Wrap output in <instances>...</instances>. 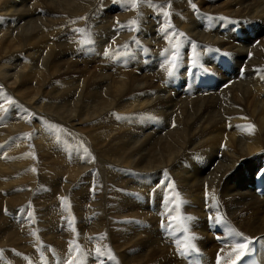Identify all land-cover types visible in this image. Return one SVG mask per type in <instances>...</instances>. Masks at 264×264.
<instances>
[{"label":"bare ground","instance_id":"obj_1","mask_svg":"<svg viewBox=\"0 0 264 264\" xmlns=\"http://www.w3.org/2000/svg\"><path fill=\"white\" fill-rule=\"evenodd\" d=\"M97 1L0 5V32L11 31L13 43L0 47L1 61L15 70L7 75L0 66V152L12 141L20 147L15 162L0 157V264H64L70 242L80 246L82 264H113L97 248L110 249L119 264H235L223 243L229 229L252 242L264 234V0H192L195 11L189 0H151L171 7L145 5L108 21L95 12ZM138 16V30H127ZM169 24L185 34L173 77L167 61L181 38L166 35ZM43 37L47 51L32 53L29 41ZM56 55L74 63V83L47 103L39 93ZM47 122L57 127L42 130ZM83 122L105 128L98 149L76 128ZM42 133L52 134L58 153H71L47 184L37 174ZM45 198L57 215L36 223L23 214ZM177 203L179 213L171 211ZM73 210L69 221L58 215ZM181 214L192 218L188 230L174 221L169 228L168 217ZM193 236L196 251L180 255Z\"/></svg>","mask_w":264,"mask_h":264},{"label":"rangeland","instance_id":"obj_2","mask_svg":"<svg viewBox=\"0 0 264 264\" xmlns=\"http://www.w3.org/2000/svg\"><path fill=\"white\" fill-rule=\"evenodd\" d=\"M12 1L13 0H0V5H11L13 3ZM89 1H91V0H89ZM97 2H98V6H97L95 12L99 15H102V17L107 19V21L109 19H111L112 17H118V19H123V17L129 15L132 12V10H127L125 8L123 0H98ZM221 2H224V0H222ZM14 5H16V4H14ZM208 19H210V18L208 17ZM203 22H206V21H203ZM103 25H105V24H101L100 26H103ZM220 25H222V24H220ZM71 29H72V27L69 26L67 31H70ZM236 32L238 33V31H236ZM9 33H11V31L10 32H4V33L0 32V47L5 48V47L11 46L13 44L12 42L11 43L6 42V39L8 37L7 35H9ZM261 36H264V29H261V33L258 35V37H261ZM251 39H254V38H251ZM47 40H48V38H45V37L34 38V39L29 41L28 46L31 47L32 53H38V54L44 53L45 51H47V46L49 45V43H47ZM254 43H253V46L254 45L258 46V40H255ZM14 50L15 49L9 50L8 54L13 52ZM5 56L6 55H4L3 53L0 56V66L3 63H5V65L1 69H4L5 72H7V75H12L15 72V70L13 69V66L10 65L9 62L1 61L2 59L5 58ZM26 58L28 59L29 62L34 61L32 56H27ZM81 62H84V59ZM242 62H244V61H242ZM64 65L69 66V69L67 71H65L63 69ZM96 67H97V65L92 63L91 71H94ZM79 68L80 67H78V69ZM47 73H48V75L46 76L45 83L43 84V86L40 90L39 96L41 97V99H44L45 102L52 103V102H56L58 100L60 92H62V93L65 92V90L67 88H70L69 87L70 83H74V63L67 64L66 62H64L63 58L59 57V55H56L51 60L50 64L48 65ZM79 75H80V72L78 71V72H76L75 77H77ZM11 82L12 81H9L8 83L11 84ZM184 84H185L184 81L180 84L182 89L184 88ZM37 101H39V97H36L35 100H33L32 104L35 105L37 103ZM110 123H113V122L111 121ZM48 127H50L48 122L46 124H43L40 126V128H42V130H46ZM76 128L78 129V131L81 134H83L87 137L89 144H90V147L92 149H98L103 144L104 137H105V128L102 125L98 124L97 122H83L80 125H76ZM153 130L154 129H152V131ZM152 131H146V134L149 132H152ZM36 136H37L36 141L39 144V149H40V155H38V159L36 158L37 164H38V165L36 164L38 167L37 168L38 169L37 174L41 172L42 173L41 175H43V177H44V178L42 177V179H46V181H43V182H44V184H47L48 182H50V180L51 181L54 180V177H60L61 176L62 168H64L63 164H66V162L68 161V158H69L68 156H70L71 153H69V151L66 153H63V154H65V156H63V154H61V152L58 153L56 151L55 138L52 137V134L42 133V134H38ZM43 139H50V140L46 141ZM10 145H11V147H9V149L6 150L4 153L0 152L1 161H7V163H12V162H15L16 160H18L17 155L20 152V147L14 145L13 141H12V143H10ZM8 146L9 145H7L6 147H8ZM67 153H69V155H66ZM217 157H218V159H220L221 154H218ZM9 158H12V160L9 161ZM73 158H74V156L70 157V159H73ZM1 166H2L1 170H7V171H5V173L12 175V171L7 169L8 165H1ZM214 167H216V164H214ZM245 172H246V167L240 170L239 178H241L245 174ZM49 178H50V180L47 181V179H49ZM20 184L21 183H14L13 187H17ZM162 202H163V200H162ZM204 203H205V201H204ZM52 204H53V202H50L49 199H46V198L44 200H39V199L35 200V205H36L35 208L36 209L32 213H33L34 220L36 221V223L39 219L40 220H42L43 218L47 219L49 213H51L54 216L57 215L55 213L56 212L55 210L57 208L51 207ZM39 205H40L41 209L39 208ZM42 205H44V207ZM208 207L209 206L206 202L205 203V210ZM41 211H43V212H41ZM69 211L65 212L64 216L60 215V214H58V215L64 219L68 218L67 221H69L70 219H74V210L71 212H69ZM39 212H40V214H39ZM51 214H49V215H51ZM38 224L44 225V224H40V223H38ZM34 225H35V223H34ZM61 258H63V253L61 254Z\"/></svg>","mask_w":264,"mask_h":264},{"label":"snow or ice","instance_id":"obj_3","mask_svg":"<svg viewBox=\"0 0 264 264\" xmlns=\"http://www.w3.org/2000/svg\"><path fill=\"white\" fill-rule=\"evenodd\" d=\"M124 2V6L127 10H134L137 9L138 7L141 6H149L152 8H155L157 10H163L165 8H170L171 5H154L151 3V0H123ZM189 3L191 4L193 10H196V5L192 3V0H189ZM162 14L164 16H168L169 13L164 11L162 12ZM139 19L140 17L138 16V18L136 20H132L129 22L128 25H126L125 27L127 28V30L129 31H133V30H138L139 27ZM75 23V21L73 22ZM168 28L171 29V31H167L166 35L171 37V36H176L181 38L179 42H177L176 44L172 45V48L174 49L173 51H171V59L167 61V75L168 77H173L175 75V72L178 68V60H179V47L180 44L183 41V38H185V34L183 33H179L177 32L174 27H172L170 24L168 25ZM80 34H84L85 30L81 29L79 30ZM105 55H108V53L106 52ZM198 60V57H193V63L195 64ZM9 103H12V101L10 99H8ZM7 111V110H5ZM29 115H31L29 113ZM119 118V117H118ZM52 128H55L57 126H50ZM248 130H252L253 126L252 125H247L245 126ZM241 130H245L244 127L241 128ZM84 153H88V149L86 147L83 148V152L81 153V156H83ZM88 162H93L94 161V157H92L90 154L87 157ZM33 171H35V169H33ZM166 175V172H165ZM168 186L173 187V184H169ZM176 199L179 200V195L176 194ZM206 199H207V191H206ZM213 201L215 200V197H212ZM66 201L62 200V204L65 203ZM182 203V201H181ZM180 207L181 204L177 203L175 204V206L173 208H171V211L179 213L180 212ZM67 210H70V202H69V207ZM23 214L25 216H27L28 218L34 220V216L33 213L31 211V206L29 205V208L27 210H22ZM169 225L168 227L171 228L172 227V223L173 221L175 222V225L177 227H180L183 231H187V221L191 220V217H187L185 215H177V216H169ZM217 222H219L221 220L220 217L216 218ZM71 225V230L73 232H75V227L74 225H72V222H69ZM33 235H35V233H33ZM231 237V240L229 239ZM96 239H102V237L100 238H96ZM192 239H195V237H189V241L183 243L180 246V255H187L189 251H196L195 246L190 242ZM223 243L226 247H230L232 249V251L235 253L236 255V259L239 260L241 257H244L249 251H251V244H252V240L249 237L243 236L242 233L236 231L235 229H229L228 234L223 238ZM82 253V250L80 248V246L78 244H74L73 242H70L69 244V258L64 262V264H82L81 260L79 259L80 254ZM96 253L98 256H104L105 258H110L113 261V264H119V261L115 258V256L111 253L110 249L107 250H102L100 248H97ZM219 264V261H218Z\"/></svg>","mask_w":264,"mask_h":264}]
</instances>
